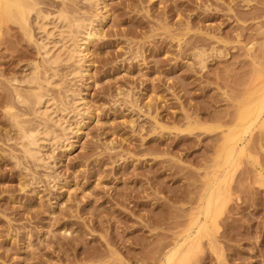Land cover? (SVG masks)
<instances>
[{
  "label": "rangeland",
  "instance_id": "1",
  "mask_svg": "<svg viewBox=\"0 0 264 264\" xmlns=\"http://www.w3.org/2000/svg\"><path fill=\"white\" fill-rule=\"evenodd\" d=\"M36 1L94 19L97 36L79 74L61 64L47 87L42 33L33 23L31 41L19 23L1 25L0 264H159L211 187L224 132L264 68V0ZM35 66L44 93L79 111L57 116L64 140L45 143L40 162L18 144L17 122L44 123L33 114L38 84L26 82ZM248 148L258 166L243 158L221 185L231 199L216 248L205 239L187 264H264V133Z\"/></svg>",
  "mask_w": 264,
  "mask_h": 264
},
{
  "label": "bare ground",
  "instance_id": "2",
  "mask_svg": "<svg viewBox=\"0 0 264 264\" xmlns=\"http://www.w3.org/2000/svg\"><path fill=\"white\" fill-rule=\"evenodd\" d=\"M90 5H97L99 0H84ZM106 8V6H105ZM105 20V18H104ZM19 23L27 37L33 41V23L42 33L37 45L43 54L44 84L49 87L55 85L57 68L61 64L69 65L68 76H76L82 67L84 58L91 55L92 44L97 36L94 30V19L70 17L64 11L56 15L44 12L36 0H0V36L2 24ZM249 53L255 51L252 45ZM89 55V56H88ZM33 74L37 77L26 79L29 84H38L36 90L30 94L33 98V114L44 123L26 129L24 124L17 122L21 132V146L24 154L34 162L42 161V148L45 143L53 141L61 143L64 140L66 127L57 120L58 115L67 116L73 111L54 98L44 93V85L40 84V67L35 66ZM70 94L67 99L70 98ZM20 104H28L30 100L17 94ZM9 111L13 107L8 108ZM52 122L61 129L63 136L58 135L53 127L46 125ZM207 131L213 128H204ZM256 131L264 133V68L256 74L254 85L240 101L232 126L227 127L219 145L213 169L207 174L211 184L208 192L200 197L193 216L187 227L179 232L169 244L159 264H187L197 253L203 250V241L206 239L211 248L217 246L216 233L220 230L219 216L231 199L229 190L221 189L230 179V174L240 165V161L248 157L254 166H258L249 151V144ZM257 175L264 177L262 168H256Z\"/></svg>",
  "mask_w": 264,
  "mask_h": 264
}]
</instances>
